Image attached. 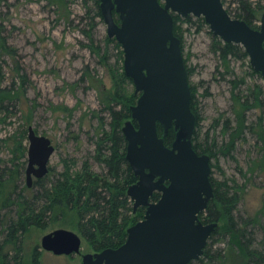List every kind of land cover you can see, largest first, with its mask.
<instances>
[{
    "label": "rangeland",
    "instance_id": "1",
    "mask_svg": "<svg viewBox=\"0 0 264 264\" xmlns=\"http://www.w3.org/2000/svg\"><path fill=\"white\" fill-rule=\"evenodd\" d=\"M242 1L254 8L264 6V0H225V8L235 17ZM97 12L96 0H0L2 36L10 48L0 56V212L4 221L18 216L19 193L33 201L35 194L62 179L67 167L75 174L88 162L94 172H105L96 158L97 149L111 129L105 108L115 92V79L125 72V57L122 47L107 43V24ZM263 14L259 12L256 26H261ZM181 19L180 39L199 118L195 143L216 146L211 178L239 184L236 221L246 230L245 241L251 239L252 248L264 254V171L257 167L264 151L258 128H246L230 153H218L232 139L240 119L249 127L264 117V107L253 106L252 99L253 92L262 90L264 101V78L249 57L230 56L224 61L208 25L193 16ZM127 88L135 94L134 85ZM247 101L253 107L246 110ZM31 127L52 141L55 152L41 185L34 179L28 187ZM44 224L45 228L33 227L23 238L24 264H79L83 255L94 252L77 229L76 212H48ZM60 229L82 238L81 254L57 256L43 249V237ZM210 246L213 258L204 264H244L230 233L221 231ZM9 248L5 252L13 256Z\"/></svg>",
    "mask_w": 264,
    "mask_h": 264
},
{
    "label": "water",
    "instance_id": "2",
    "mask_svg": "<svg viewBox=\"0 0 264 264\" xmlns=\"http://www.w3.org/2000/svg\"><path fill=\"white\" fill-rule=\"evenodd\" d=\"M100 8L108 37L123 48L124 71L135 95L141 94L122 131L126 159L138 178L127 195L135 212L145 208L146 213L128 229L121 247L86 254L82 264H190L201 259L219 224L200 220L214 198L212 159L194 149L198 118L174 16L204 18L215 37L240 45L264 78V14L260 29H254L234 19L223 0H100ZM172 128L176 137L167 146ZM28 138L26 174L32 187L34 179L48 175L55 147L32 127ZM155 193L160 194L157 202L152 201ZM81 246V237L65 229L42 239L43 249L59 256L79 254Z\"/></svg>",
    "mask_w": 264,
    "mask_h": 264
},
{
    "label": "trees",
    "instance_id": "3",
    "mask_svg": "<svg viewBox=\"0 0 264 264\" xmlns=\"http://www.w3.org/2000/svg\"><path fill=\"white\" fill-rule=\"evenodd\" d=\"M225 5V0H223ZM97 15L104 20L100 0H96ZM260 11H264V6L254 8L248 1H242L241 11L234 19L245 21L254 29H260V26L255 25ZM116 21L119 19L114 13ZM191 17V16H190ZM188 17V18H190ZM185 18V21H188ZM175 34L180 38V23L181 17L174 16ZM202 25H207L204 18H198ZM3 27L0 25V56L7 51L9 47L6 39L2 36ZM216 51L220 53L221 58L226 61L232 57H248L246 51L240 46L231 43H224L215 38ZM107 43H115L116 47L121 49V44L116 39L107 37ZM123 58V51H121ZM189 70V76L191 70ZM1 71V66H0ZM257 73V72H256ZM262 76L260 73H257ZM115 92L111 94L109 105L105 108L111 116V129L105 132V136L101 139L97 149V160L104 165V174H98L91 169V166L86 162L80 171L72 173V170L67 167L62 175V179H58L50 189H44L41 194H35L33 201L24 196V192L17 195L15 201L21 206L16 218L8 217L4 221V216L0 212V264H24L22 256V240L29 230L33 227L45 228V217L48 212H64L67 210L74 211L78 217V231L83 238L93 247L95 251H104L106 249H117L121 247L127 240V231L141 221L144 217L145 208H140L135 212L134 204L128 197V189L138 182L132 168L130 167L127 155V141L123 134V124L132 119V107L137 104L138 98L134 91L127 88L128 84H133V81L128 78L125 72L121 73L115 79ZM192 89V111L197 116V108L195 102V90ZM261 91V92H260ZM259 92V93H258ZM262 90L252 93L254 99L253 106L264 107V101L261 99ZM114 104L119 106V109L111 106ZM247 101L243 107L250 109L253 107ZM5 108V107H4ZM198 118V117H197ZM241 121V122H240ZM236 132L232 135L230 142L223 146L218 153H230L235 148L236 139L244 132L246 128H258L256 133L264 151V117L255 126L247 127L245 121L240 119ZM137 126V123H134ZM199 125V118L198 123ZM227 128V126H226ZM160 136L163 130L158 126ZM176 137V131L172 128L165 143L171 146ZM194 142V149L198 154H207L213 160L217 156L215 151L216 146H201ZM23 149V148H22ZM264 158V156H263ZM212 170L214 168L211 163ZM257 166V164H256ZM261 171H264V159L258 162ZM214 187V198L210 201L205 212L200 214V220L204 224L217 222L218 228L209 239L204 254L200 260L191 262L190 264H204L206 259H212L210 241L221 231L231 234L234 247L238 248L244 259V264H264V254L253 249L251 239L246 240V230L242 229L236 221V210L240 201L239 184L233 180V184L229 180L221 182L211 178ZM42 179L37 181V185H41ZM12 197V194H11ZM160 194L155 193L152 197L153 202H157ZM10 199V198H9ZM12 200V199H10ZM264 212V202H263ZM47 219V218H46ZM220 224H222L220 226ZM13 251L5 252V248Z\"/></svg>",
    "mask_w": 264,
    "mask_h": 264
},
{
    "label": "flooded vegetation",
    "instance_id": "4",
    "mask_svg": "<svg viewBox=\"0 0 264 264\" xmlns=\"http://www.w3.org/2000/svg\"><path fill=\"white\" fill-rule=\"evenodd\" d=\"M115 16V15H114ZM118 16V15H117ZM115 19H116V17H115ZM119 19V18H118ZM117 22V21H116ZM120 22V21H119ZM118 23V22H117ZM119 24V23H118ZM36 181H35V183H37V181H39V180H37V179H35ZM83 237V236H82ZM82 239V238H81ZM81 248H82V246H81ZM93 248V247H92ZM93 253H88V254H96V253H100L99 251H95L94 249H93ZM102 252V251H101ZM54 254V253H53ZM79 254H81V252L79 253ZM79 254H73V255H79ZM86 255V254H85ZM85 255H83L82 256V260H81V262L79 263V264H82L83 263V257L85 256ZM57 256H59V255H57ZM60 256H72V255H60Z\"/></svg>",
    "mask_w": 264,
    "mask_h": 264
}]
</instances>
